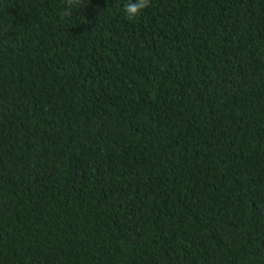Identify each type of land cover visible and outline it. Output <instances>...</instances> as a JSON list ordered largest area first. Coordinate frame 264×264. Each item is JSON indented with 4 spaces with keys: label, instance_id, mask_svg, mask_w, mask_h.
Masks as SVG:
<instances>
[{
    "label": "trees",
    "instance_id": "trees-1",
    "mask_svg": "<svg viewBox=\"0 0 264 264\" xmlns=\"http://www.w3.org/2000/svg\"><path fill=\"white\" fill-rule=\"evenodd\" d=\"M0 0V264H264V0Z\"/></svg>",
    "mask_w": 264,
    "mask_h": 264
},
{
    "label": "clouds",
    "instance_id": "clouds-1",
    "mask_svg": "<svg viewBox=\"0 0 264 264\" xmlns=\"http://www.w3.org/2000/svg\"><path fill=\"white\" fill-rule=\"evenodd\" d=\"M90 0H64L61 17H71L74 11L83 10ZM151 6V0H127L122 7V12L128 21H135L144 9Z\"/></svg>",
    "mask_w": 264,
    "mask_h": 264
}]
</instances>
